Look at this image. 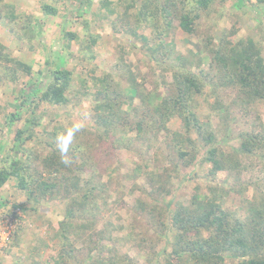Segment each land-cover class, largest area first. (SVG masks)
Listing matches in <instances>:
<instances>
[{"label": "trees", "instance_id": "1", "mask_svg": "<svg viewBox=\"0 0 264 264\" xmlns=\"http://www.w3.org/2000/svg\"><path fill=\"white\" fill-rule=\"evenodd\" d=\"M38 2L41 16L0 0V220H18L0 264H264V179L247 178L264 162V124L239 129L264 108V0ZM42 16L61 19L49 38L59 52L38 40ZM177 30L198 43L178 50ZM133 51L146 73L130 65ZM104 52L110 71L97 62ZM121 150L137 159L127 193L143 197L98 231L111 190L102 176ZM231 193L237 209L223 205ZM29 227L44 235L26 245Z\"/></svg>", "mask_w": 264, "mask_h": 264}, {"label": "rangeland", "instance_id": "2", "mask_svg": "<svg viewBox=\"0 0 264 264\" xmlns=\"http://www.w3.org/2000/svg\"><path fill=\"white\" fill-rule=\"evenodd\" d=\"M5 2H9V3H13L15 5H18L20 7L23 8V10H25L27 13L33 12L35 14H38L41 16V9H40V4H39V0H4ZM93 2H99L101 0H92ZM109 1H117V0H109ZM254 1V0H253ZM53 4L58 7L60 6V3L57 2V0H54ZM262 9L264 10V5L261 6ZM42 21L45 24V29H48V32L44 35H42L39 39H41L42 42H45L47 45H50L52 47V51L54 52H59L62 47L64 48V43L63 41H59V40H51L49 39L51 37V35H56L59 33L60 31V25L59 23L61 22V19L55 21L58 23V25L54 23H52L54 20L53 18H47L45 16L41 17ZM252 21H248L246 26H250L249 24ZM51 23V24H50ZM8 34V30H7V26L3 23L0 22V36H5ZM108 40H110V37L107 36ZM171 39H175V41H177V49L180 51H184L186 52L190 46V43H198V38L197 37H188L186 34H184L182 31H173V35L171 36ZM169 39V40H171ZM113 39L110 40L111 45H113L114 43ZM135 43H133L134 45ZM10 47L11 48H21V44H19L18 41L12 40V42L10 43ZM23 49V48H21ZM79 49V46L77 43H73L71 44V47L69 48V51L76 53ZM24 52H30L26 49H24ZM128 52H130L128 50ZM110 58L105 52L104 54L101 53L100 57L98 58L97 62H100L101 65L103 66V68L106 71H110L111 69V65L112 63L109 61ZM44 60L41 61L42 66L45 68H47L48 66L45 64V62H43ZM130 65L132 66L134 71H138L141 70L143 73H146L149 69V66L147 65V63H145L142 60V56L139 52H132L130 58ZM110 62V63H109ZM76 63V60H72L70 59V61L67 63V66H72L73 64ZM42 82V79H40L38 81ZM233 96V94H229L227 97L231 98ZM81 116V115H80ZM77 117V116H76ZM75 117V118H76ZM82 117H85V121H91V117L88 115L87 111H84L82 113ZM81 117V118H82ZM257 117H260L261 122L264 124V108L260 107L258 109H254V114H252L249 117V124L245 125H241L240 126V130L244 131L245 129H252V125L258 123L257 121ZM79 119V118H78ZM77 119V120H78ZM217 121L218 119L215 117L213 119V122L215 124V126L217 125ZM21 124L18 123L15 125V129L19 128ZM232 145L238 146V142L237 141H232L231 142ZM226 148V147H225ZM120 153V162H121V166H119L118 169H116V171H112V169H115V166H112L110 171L107 172L106 174L104 173V175L102 176V182H104L106 185H108L111 190L109 191L110 194V203L107 205H103L100 204L97 210V219L99 221L98 227H96V230H101L103 229V226L105 225V223H107V221L111 220L114 225H118L120 224V222L122 223L123 221L125 222V218L127 216V211H125V209L128 207V205L131 202H134L136 199H141L143 197V193L136 191L133 193V195L128 194L127 190L129 189L130 186H135V179H131L129 178L130 175L132 174V169L134 168V165L137 161L136 158H133L131 155H129L127 152L121 150L119 151ZM196 173V171H194V174ZM197 174L199 176V182L201 184H205L206 180L204 179V174H205V170H198ZM245 176V175H244ZM88 177H91V172H89ZM247 178H251V181H262L264 179V162L259 163L256 168L254 169L253 172L248 173ZM137 181V180H136ZM176 184H179V181L176 180L175 181ZM125 186L128 188H125V195L121 196V193H115L114 189L118 186ZM183 189H189V187L191 186V184H181ZM132 192V191H131ZM229 199L223 202L224 207L231 209L235 208L237 209L239 207V201L238 198L236 197V195H234V193H231L229 195ZM56 204V203H55ZM43 207H48L50 205V203L48 201H43L42 202ZM54 207V206H53ZM58 207V206H57ZM61 210V208H59ZM119 213L120 218L116 217V213ZM8 210H5V213H7ZM59 210L56 211H52L51 212V216L48 218V220H50L53 224H59L62 221V216L60 214H58ZM1 213V212H0ZM243 214V212H241ZM115 214V215H114ZM129 215V214H128ZM128 218V216H127ZM36 223H39V221H35ZM18 223V220H15L14 217L12 219H8V218H4L1 219L0 221V240L2 242L6 241L7 239H10V237L13 236V231H9L7 230V227L14 230L16 227V224ZM35 223V224H36ZM28 234L26 236H28L26 238V245L28 244V241L31 240V237H35L38 235H44L42 231H38L35 232L34 227H29ZM144 231V230H143ZM31 235V236H29ZM58 241V240H57ZM0 243L3 244V243ZM77 249H80V244H78V246H76ZM125 253H129V255L131 257H134L136 259H139V255L137 254V252L134 249H127L125 248V250H123ZM84 254V252H82L81 250H79L76 255H78L79 257ZM15 259H18L20 256L18 254H15ZM48 256V252L43 256V258L41 259L42 262H44L46 260V257ZM3 263H5V260H3ZM232 264V262L230 263Z\"/></svg>", "mask_w": 264, "mask_h": 264}, {"label": "clouds", "instance_id": "3", "mask_svg": "<svg viewBox=\"0 0 264 264\" xmlns=\"http://www.w3.org/2000/svg\"><path fill=\"white\" fill-rule=\"evenodd\" d=\"M0 221H1V220H0ZM7 230L10 231V230H12V229H10V228L7 227ZM7 240H8V239H7ZM1 242H2V241L0 240V243H1ZM5 242H6V241L2 242L3 244L0 245V249L3 247V245L5 244ZM18 255H19V254H18ZM19 256L21 257L22 255H19ZM20 257H19V258H20ZM19 258H18V259H19Z\"/></svg>", "mask_w": 264, "mask_h": 264}]
</instances>
